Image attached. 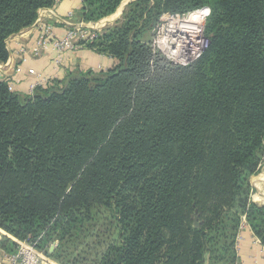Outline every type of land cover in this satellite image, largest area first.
<instances>
[{
  "label": "trees",
  "instance_id": "1",
  "mask_svg": "<svg viewBox=\"0 0 264 264\" xmlns=\"http://www.w3.org/2000/svg\"><path fill=\"white\" fill-rule=\"evenodd\" d=\"M123 1L83 0L80 16ZM56 2L0 0V63ZM130 4L142 10L89 44L112 69L26 96L0 77V228L56 241L62 264H237L244 220L264 245V204L251 200L264 163V0ZM201 7L210 43L190 64L144 41L161 12Z\"/></svg>",
  "mask_w": 264,
  "mask_h": 264
},
{
  "label": "crops",
  "instance_id": "2",
  "mask_svg": "<svg viewBox=\"0 0 264 264\" xmlns=\"http://www.w3.org/2000/svg\"><path fill=\"white\" fill-rule=\"evenodd\" d=\"M82 5L83 0H57L53 7L43 8L39 12H43L46 15V21L55 27V31L58 34L63 35L68 28L66 21L69 20L68 16L70 14H72V19H70L72 23L75 22L76 24L80 21L78 19L80 18ZM38 32L39 24L35 23L8 39L9 60L11 59V62H5L4 69L6 75L11 77L15 74L14 67L22 65L23 71L16 75L17 81L15 82V91L22 96L28 94L30 83L37 78L44 81L50 78L63 80L74 71L92 70L105 72L112 69L117 62V59L110 55L98 52L87 46H80L76 50L65 51L60 64L55 62L58 53L51 43L42 49L39 56H29L27 61H23L21 48L29 50L35 39H37ZM30 68L36 70V76L28 73ZM257 174L251 177V184L254 187L251 200L264 204V171ZM237 252V264H264V245L246 220L242 223L237 239Z\"/></svg>",
  "mask_w": 264,
  "mask_h": 264
},
{
  "label": "built area",
  "instance_id": "3",
  "mask_svg": "<svg viewBox=\"0 0 264 264\" xmlns=\"http://www.w3.org/2000/svg\"><path fill=\"white\" fill-rule=\"evenodd\" d=\"M202 10H204V8H200L196 11ZM209 14L210 10L208 12H203L201 15V22L208 17ZM176 16L180 20L181 14L177 13ZM185 16H188V14ZM173 20L170 23L171 25H168L166 29H160L155 39V44H157L158 49L166 56H169L172 61L179 63V65L186 66L192 61H195L209 46L210 42L202 35L201 30L192 29L194 28L193 25L180 22L181 20L176 24L173 23ZM35 23L39 24L38 37L29 50L21 48L23 61H27L29 56H39L42 49L49 46V43H51L58 53L55 62L61 64L65 51L79 48L84 45L82 42L93 39L96 33L91 30L94 29L93 27H89L90 29L88 28V30H86L87 27L84 28L83 23L77 22L73 24L71 21L67 20L66 23L68 24V28L63 35H60L55 31V27L51 23L44 21L43 12H39ZM180 29L185 31L186 34H181V32L178 31ZM178 49L181 50L178 51ZM6 62L10 63L11 59L9 60L8 58ZM4 66L5 62L0 63V77L7 79L9 81L10 90L15 91V82L17 81L16 75L23 71V67L21 64L16 65L14 67L15 74L10 77L6 75ZM28 73L32 76H36L35 69L30 68ZM52 80L53 79L50 78L44 81L43 79L37 78L30 83L27 95H33L38 87L46 86ZM8 237L15 241L16 248L13 252H8L0 242V264H56L51 256V248L57 246L56 241L52 242L49 247L42 248L39 246L40 238L35 239L27 237L21 239L10 233Z\"/></svg>",
  "mask_w": 264,
  "mask_h": 264
},
{
  "label": "rangeland",
  "instance_id": "4",
  "mask_svg": "<svg viewBox=\"0 0 264 264\" xmlns=\"http://www.w3.org/2000/svg\"><path fill=\"white\" fill-rule=\"evenodd\" d=\"M134 1V0H124L120 7L118 8V10L112 14H108V15H105V16H102L98 19H95V20H88L86 21L84 18H82L81 16H79L80 18L78 20L79 23H83L84 24V28H86V30H88L89 27H93L94 29H91L93 30L95 33V37L93 39H90L89 41H84L82 42V46H87V47H90L91 49L95 50V48L93 46H90L89 44L92 43L93 41H95L101 34H103L104 32H106V30H108V28H110L111 26H114L117 21L118 23L119 22H123L122 19L125 15H131L133 13L134 10H137L138 12H140L142 9L141 7H135L133 5H131L130 3ZM203 8V7H201ZM200 9V8H198ZM198 9H195V10H192L190 12H185V13H181V12H177V11H171V10H166V11H163L161 12L160 16H159V19L157 20L155 26H153L146 34H145V37H144V41L145 42H148L151 46V49L153 50V52H156V53H160L162 57H164L165 59L171 61L172 63L174 64H177L179 65V63H176L175 61H172V59L169 57V56H166L164 53L161 52L160 49H158V46L157 44H155V39L160 31L161 28H164L166 29L168 25H171L170 23L172 22L173 19H176L178 18L176 16L177 13H180L181 14V18H180V22H186L188 21V18ZM118 13V15H117ZM190 13V14H189ZM210 13H211V10H210ZM188 16H185L187 15ZM115 15V16H114ZM72 14L69 15L68 19H72ZM210 14L208 15V17H206L205 19L202 20L201 23L197 24V27H194L192 29H196V30H201L202 31V35L207 38V34H206V24H207V20L209 18ZM46 15L43 14V19L44 21H46ZM71 21V20H70ZM48 22V21H46ZM75 23V22H73ZM189 24V23H187ZM83 28V29H84ZM90 29V28H89ZM50 39V38H49ZM54 39V38H53ZM210 42V41H209ZM157 47V48H156ZM77 49V48H76ZM74 49V50H76ZM193 62V61H192ZM86 71V70H85ZM95 72V71H94ZM71 73H76L75 71L74 72H71ZM16 92V91H14ZM263 172L264 171V163H263V166L261 167L260 172ZM259 175V174H257ZM103 220V219H102ZM243 223V222H242ZM102 226V225H100ZM242 226V225H241ZM241 230V229H240ZM8 232L4 231L2 228H0V242L2 241L3 239V236H8ZM239 236V235H238ZM10 238V237H9ZM27 238V237H26ZM13 240V239H12ZM14 241V240H13ZM15 242V241H14ZM2 243V242H1ZM56 248V247H55ZM54 259V258H53ZM91 260H92V257H91ZM54 262H56V264H62L60 262H58L56 259H54Z\"/></svg>",
  "mask_w": 264,
  "mask_h": 264
},
{
  "label": "bare ground",
  "instance_id": "5",
  "mask_svg": "<svg viewBox=\"0 0 264 264\" xmlns=\"http://www.w3.org/2000/svg\"><path fill=\"white\" fill-rule=\"evenodd\" d=\"M204 10L202 11H195L189 18H188V21H186L185 23H189L190 25H193L194 27H197V24L201 23V15L203 14V12H208L210 10L209 7H203ZM179 19H175L173 20V23H176L178 24L179 23ZM181 32V34H186L185 31L183 30H178ZM195 32V31H193ZM200 34V33H199ZM180 48V47H179ZM181 49H178V51H180Z\"/></svg>",
  "mask_w": 264,
  "mask_h": 264
},
{
  "label": "water",
  "instance_id": "6",
  "mask_svg": "<svg viewBox=\"0 0 264 264\" xmlns=\"http://www.w3.org/2000/svg\"><path fill=\"white\" fill-rule=\"evenodd\" d=\"M55 250V247L51 248V252H53Z\"/></svg>",
  "mask_w": 264,
  "mask_h": 264
}]
</instances>
